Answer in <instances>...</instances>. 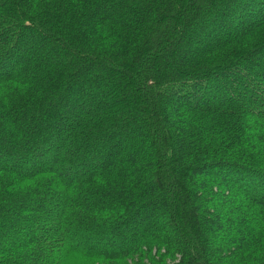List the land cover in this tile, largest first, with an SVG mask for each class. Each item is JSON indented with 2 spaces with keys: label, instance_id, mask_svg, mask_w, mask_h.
<instances>
[{
  "label": "trees",
  "instance_id": "obj_1",
  "mask_svg": "<svg viewBox=\"0 0 264 264\" xmlns=\"http://www.w3.org/2000/svg\"><path fill=\"white\" fill-rule=\"evenodd\" d=\"M0 264H264V0H0Z\"/></svg>",
  "mask_w": 264,
  "mask_h": 264
},
{
  "label": "rangeland",
  "instance_id": "obj_2",
  "mask_svg": "<svg viewBox=\"0 0 264 264\" xmlns=\"http://www.w3.org/2000/svg\"><path fill=\"white\" fill-rule=\"evenodd\" d=\"M15 232L18 233V232H19V229H16ZM13 233H14V232H13ZM11 241H12V238H7V240H5V242H7V243H9V242H11Z\"/></svg>",
  "mask_w": 264,
  "mask_h": 264
}]
</instances>
